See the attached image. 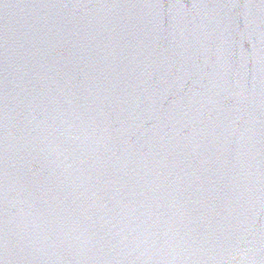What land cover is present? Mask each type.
Instances as JSON below:
<instances>
[{"label":"water","instance_id":"1","mask_svg":"<svg viewBox=\"0 0 264 264\" xmlns=\"http://www.w3.org/2000/svg\"><path fill=\"white\" fill-rule=\"evenodd\" d=\"M0 264H264V0H0Z\"/></svg>","mask_w":264,"mask_h":264}]
</instances>
